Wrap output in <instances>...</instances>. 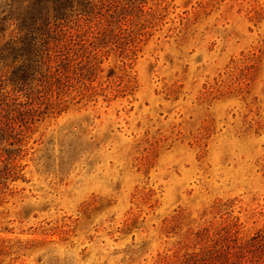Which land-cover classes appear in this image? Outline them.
I'll return each instance as SVG.
<instances>
[{
    "label": "rangeland",
    "instance_id": "1",
    "mask_svg": "<svg viewBox=\"0 0 264 264\" xmlns=\"http://www.w3.org/2000/svg\"><path fill=\"white\" fill-rule=\"evenodd\" d=\"M146 1L131 88L113 90V51L99 94L28 133L0 194V264H155L178 239L165 220L264 222V0Z\"/></svg>",
    "mask_w": 264,
    "mask_h": 264
},
{
    "label": "trees",
    "instance_id": "2",
    "mask_svg": "<svg viewBox=\"0 0 264 264\" xmlns=\"http://www.w3.org/2000/svg\"><path fill=\"white\" fill-rule=\"evenodd\" d=\"M146 3L0 0V194L19 178L18 162L40 116L99 94L93 83L105 55L119 51L123 58L113 90L131 88L127 69L150 26L135 16L149 14ZM224 214L183 232L178 218L163 221L162 229L175 230L178 239L155 264H264V222L249 232L232 211Z\"/></svg>",
    "mask_w": 264,
    "mask_h": 264
}]
</instances>
